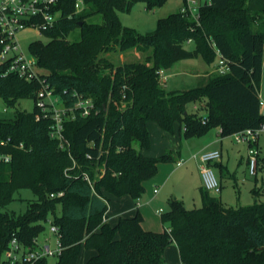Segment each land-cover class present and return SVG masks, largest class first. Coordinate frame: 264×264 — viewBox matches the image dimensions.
Returning <instances> with one entry per match:
<instances>
[{"label": "trees", "instance_id": "1", "mask_svg": "<svg viewBox=\"0 0 264 264\" xmlns=\"http://www.w3.org/2000/svg\"><path fill=\"white\" fill-rule=\"evenodd\" d=\"M76 1L59 0V19L43 31L49 40L32 41L30 50L44 69L45 83L67 105L78 93L91 97L95 108L89 116L66 122L71 155L51 138L50 119L36 118L37 104L32 111L16 110L13 119H0V137L12 138L5 149L13 154L11 162L0 163L2 246L13 237L33 245L52 215L63 245L56 264H81L84 248L93 251L85 264H165L171 242L182 264H264V200L233 206L203 187L200 207L170 200L161 213L163 231L144 228L139 210L116 222L104 220L111 196L139 200L159 164L174 160L171 151L144 152L152 145L150 120L167 133L179 124L188 138L214 127L228 136L264 122L259 89L264 0H208L200 6V23L179 10L160 17L145 34L123 25L119 12L139 1L154 9L167 0H83L79 11ZM99 15L101 21L90 20ZM76 29L80 39H68ZM132 48L146 53L145 59L116 64L108 57ZM216 48L227 58L228 72H208L187 89L168 90L161 83L160 70L179 60L202 57L212 65ZM4 68L0 63V97L11 106L22 98L37 101L42 82L5 75ZM190 104H198L207 116L190 111ZM22 188L32 189L36 197L24 213L8 211Z\"/></svg>", "mask_w": 264, "mask_h": 264}, {"label": "rangeland", "instance_id": "2", "mask_svg": "<svg viewBox=\"0 0 264 264\" xmlns=\"http://www.w3.org/2000/svg\"><path fill=\"white\" fill-rule=\"evenodd\" d=\"M196 1L202 3L205 2V0ZM184 3L185 0H167L159 7L148 9L145 2L139 1L136 2L129 11H120L119 17L123 25L133 27L139 32L145 34L153 31L157 27L158 19L160 17L168 16L171 13L181 10ZM90 20L101 21L102 17L99 15L91 18ZM18 36L25 48L27 58L34 62V66L37 71L44 72V69L38 65L37 57L30 50V43L34 40L47 42L49 37L34 27L25 29L19 33ZM68 39L72 41L80 39V30L76 29L72 31L68 35ZM192 46L193 45L191 43H187V47L191 48ZM121 53H123L125 57L122 58ZM145 56L146 53L138 52L136 48H132L124 52H113L108 54V57L116 64L126 61H143ZM216 64L217 60L212 65H209L202 57L179 60L172 68L164 71V75L166 76L161 77V83L168 90L187 89L196 85L198 79L204 76V72L206 70H208V72L213 70L216 71ZM59 97L61 98L60 103H62L63 99L61 96ZM35 106L36 100L33 98H22L18 101L16 106H11L7 104L2 97H0V119H13L16 110L21 109L32 111L35 109ZM189 110H197L203 117L207 116L206 110L199 107L198 104H190ZM215 128L217 127L212 128V130H215ZM148 129L151 135L152 145L150 149H147L144 152L160 155L166 151H171L174 156V160L159 164L157 174L146 181V190L141 197L143 206L146 205V199L151 200L146 206L148 219L145 222V225L152 224L163 230L164 225L161 220V213L156 211L160 208H162V212L166 211L172 198L178 197L182 199L188 208L200 207L202 204L198 178L199 164L193 155L195 153L202 152L198 149L204 144L203 139H205L204 136L206 134L188 138L184 135V131L180 129L179 124L175 125L173 133H167L156 121L153 120L148 122ZM258 142L259 145L256 147L259 150V162L258 172L256 175H251L249 173V169L246 167V164L240 162L242 154L245 155L246 150L248 151V146L245 148L246 144L236 142L233 134L225 136V175L221 176L220 167L215 165V161L211 165L222 187L220 193H212L222 198L223 201L229 205H250L256 200H264V132L259 134ZM191 143L195 144L194 150L198 151H193L192 156L189 158L184 154L186 151L189 152V149L191 150V148H188ZM181 144L183 152L182 156L179 151ZM181 158L186 161L183 165H178L177 162ZM200 175L203 187L206 188L201 172ZM155 188L159 189V193L157 194L158 196L151 198ZM255 189L259 191L258 194L254 192ZM125 196L134 199L129 195L121 197ZM35 197L36 195L32 189L22 188L15 193V199L6 207V209L17 214L24 213L28 208L29 200ZM121 197L111 196L110 198L109 211H111V222H116V217H112V215L115 214L114 210L119 209V200ZM136 206L139 205L135 203V208ZM52 220L53 216L51 215L48 220L44 222L45 229L38 236V242L40 245L51 243L53 247H56V237L50 232ZM92 252L93 251L84 248L80 255V263L85 264ZM58 258L59 256L57 255L49 256L44 264H56ZM165 264H182L180 253L175 242H171L166 248Z\"/></svg>", "mask_w": 264, "mask_h": 264}, {"label": "built area", "instance_id": "3", "mask_svg": "<svg viewBox=\"0 0 264 264\" xmlns=\"http://www.w3.org/2000/svg\"><path fill=\"white\" fill-rule=\"evenodd\" d=\"M207 2L208 0H205L204 3ZM58 3L59 0H0V63L5 67L3 72L5 75L16 74L28 81L36 79L42 82L37 94L36 104L39 111L36 118L38 120L41 118L50 119L49 134L51 138L58 141L60 149L69 150L71 155V142L65 133L66 122L75 119L78 115L83 117L91 115L95 108V102L91 97H83L75 93L76 99L72 105H67L63 98L60 103V95L45 83L42 77L44 73L37 71L34 62L27 58L25 48L18 36L19 33L30 27L37 28L41 32L54 27L61 15L57 8ZM202 4L196 0H185L181 11L200 23V6ZM83 6V0L76 1L77 11L81 10ZM216 53V71L228 72L230 66L227 58L221 54L218 48H216ZM164 71L160 70V77L166 76ZM260 101L264 114V99L261 97ZM261 132H264V122L256 128H245L233 134L236 142L248 146V169L251 175H256L258 172L259 159L256 144ZM11 141V137H0V163L12 161V152L5 149L11 144ZM221 156L220 149L205 150L193 155L198 161L206 189L214 193H220L222 187L211 165ZM184 162L185 160L180 159L177 164L182 165ZM83 176L91 182V178L86 172L83 173ZM158 191V188L154 189L155 193ZM63 193L60 191L57 195L60 196ZM55 195V193H51V196ZM107 203L110 204V201ZM108 211L104 220H109ZM158 212L162 213V209H159ZM50 232L56 237V247H53L51 243L40 245L38 237L34 239V244L31 246L23 244L17 237H13L5 247L0 241V264H36L49 256H60L63 250L61 234L58 226L52 221Z\"/></svg>", "mask_w": 264, "mask_h": 264}, {"label": "crops", "instance_id": "4", "mask_svg": "<svg viewBox=\"0 0 264 264\" xmlns=\"http://www.w3.org/2000/svg\"><path fill=\"white\" fill-rule=\"evenodd\" d=\"M121 57L123 58V57H125V55L123 53H121ZM207 73H208V70H206L204 72V75H206ZM197 75H200V74H197ZM259 89H260V95L264 99V66H263V71H262V80L260 82ZM204 137H205V139H203L204 144L198 150H201V151L211 150V149H220L221 150V152H222L221 158L219 160L215 161L214 163L216 166L220 167V173H221V176H223V171H224V169H226V166L224 164L225 136H223L221 134V128L217 127V128H215V130H212V129L209 130ZM187 140H191V139H187ZM198 140H200V139H198ZM194 145L195 144H193V143L189 144L190 147H188V148H191V150L189 149V152L188 151L185 152L184 155L186 157L190 158L192 156L193 151H198V150H194L195 149ZM258 145H259V142H258ZM245 148H247V145ZM179 151H180V154L182 156V153H183L182 152V144L180 145ZM247 153H248V151L246 150V154L245 155L242 154L240 162L241 163L243 162L244 164H246V167L248 168V154ZM146 154L154 155V153H148V152ZM198 171H199V177H198L199 178V187L201 189V188H203V182H202L201 177H200L201 176L200 175V172H201L200 167H198ZM145 187H146V182H145ZM158 193H159V191H158ZM158 193L154 192L153 196L151 198L157 197ZM141 197L139 198V200L131 199L128 196L121 197L119 200V203H120L119 209L114 210L115 214H113L112 217H116L115 221H117V219H118L117 217L134 215L135 212L139 210L143 215V226H144V228H146L148 230H153V231H163L160 227L158 228L155 225H152V224L151 225L150 224L145 225V222L148 219V212L146 210V206L150 203L151 200L146 199V205L143 206ZM135 203H137L139 205V206H136V208H135ZM160 209H162V208H160ZM158 210L159 209H157L156 212H158ZM110 213H111V211H109V214H108L109 220H110Z\"/></svg>", "mask_w": 264, "mask_h": 264}]
</instances>
